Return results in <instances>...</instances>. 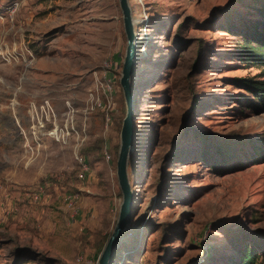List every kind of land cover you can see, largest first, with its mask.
Returning <instances> with one entry per match:
<instances>
[{
  "label": "rangeland",
  "instance_id": "obj_1",
  "mask_svg": "<svg viewBox=\"0 0 264 264\" xmlns=\"http://www.w3.org/2000/svg\"><path fill=\"white\" fill-rule=\"evenodd\" d=\"M13 1L0 0V203L11 208L0 218V264H97L121 203L119 79L108 133L98 110L82 132V109L103 61L118 56L122 66L119 3L26 0L11 20ZM129 4L135 20L148 19L136 27L133 220L110 264H233L245 246L264 260V111L236 80L264 79V63L247 67L237 53L261 0ZM46 102L62 123L69 104L77 111L90 176L78 177L73 139L63 146L49 124L32 128L33 106L40 115ZM40 186L32 203L27 193ZM65 192L78 196L75 210Z\"/></svg>",
  "mask_w": 264,
  "mask_h": 264
},
{
  "label": "built area",
  "instance_id": "obj_2",
  "mask_svg": "<svg viewBox=\"0 0 264 264\" xmlns=\"http://www.w3.org/2000/svg\"><path fill=\"white\" fill-rule=\"evenodd\" d=\"M26 0H14L10 6V15L14 14L21 4ZM1 18V16H0ZM147 16H142L139 19H136L134 22V30L137 37H141V31L138 30L136 27L138 25L145 26L147 21ZM146 28V27H145ZM145 32V31H144ZM143 33V32H142ZM2 49V48H1ZM0 54L5 56L7 53L2 49L0 50ZM120 65L116 60L112 59H105L102 63V69L99 72L93 73V85L89 89V93L87 95L86 104L82 109L83 115V128L82 132H85L86 121L87 118L92 115L96 110L101 111L103 113L104 119V132H109L112 128L114 122V97L116 94V87H119L116 82L120 78ZM120 85V84H119ZM46 105V106H45ZM70 108L69 110L65 111L62 114L63 123L59 120L57 121L56 114L54 110L49 106L46 102L41 108L42 112L39 115L38 110L35 109L33 114V124L36 122L32 128H46V125L49 124L50 128L47 130V135L50 136L55 142L61 145H69L72 142V147L74 151L75 159L78 163L79 167V178H85L87 174L91 171V166L86 158V156L82 153L83 141L84 137L82 136L81 130L75 127V119L77 111L68 105ZM80 131V132H79ZM35 134V132H33ZM41 138L38 135L35 138L34 145L30 147V149L34 150L37 147L41 146ZM104 160L106 162H110L113 160V155L109 153L108 149L105 147L103 150ZM44 190L43 187L40 186L30 192L27 193V197L29 201L32 203H36L40 200L41 195L43 194ZM62 201L65 206L69 210H75L77 206L78 196L72 192H65L62 195ZM11 210L9 204L0 203V218L9 214ZM2 211V212H1Z\"/></svg>",
  "mask_w": 264,
  "mask_h": 264
},
{
  "label": "water",
  "instance_id": "obj_3",
  "mask_svg": "<svg viewBox=\"0 0 264 264\" xmlns=\"http://www.w3.org/2000/svg\"><path fill=\"white\" fill-rule=\"evenodd\" d=\"M122 14L126 49L120 71L119 84L123 92L126 112L120 130V144L116 159V178L121 192V203L113 230L97 258V264H110L116 251L120 248L125 231L133 220V191L128 175V164L133 151L134 136V88L133 77L138 55L137 35L129 0H118Z\"/></svg>",
  "mask_w": 264,
  "mask_h": 264
},
{
  "label": "trees",
  "instance_id": "obj_4",
  "mask_svg": "<svg viewBox=\"0 0 264 264\" xmlns=\"http://www.w3.org/2000/svg\"><path fill=\"white\" fill-rule=\"evenodd\" d=\"M261 4L263 6L260 9L261 20L253 22L251 26H248V28L244 31V33L242 32L241 44L237 52L238 57H240V59L243 62L248 63L247 67H249V65L262 66L263 64L261 63H264V19H263L264 18V0H261ZM115 60L118 63H120L118 56L117 58H115ZM120 67L122 66L120 65ZM134 78H135V75H134ZM236 80L241 85L246 87L248 90L252 91L253 96L257 99V102L254 100L252 103L255 109L264 111V79L254 80L252 78H238ZM133 88L135 90L134 81H133ZM94 148L95 147L93 146L88 147L87 152ZM82 153L86 156V153L83 150V147H82ZM117 154H118V151H117ZM109 236L110 235H107L104 238V242L101 245V248L98 251L97 256L100 254L102 247L107 241ZM121 247L122 246H120V249ZM207 257L210 258L209 256ZM211 259L212 258H210V261ZM233 264H264V260L263 258L258 256V254L253 249H249L247 246H245L243 250H241L239 257L234 261Z\"/></svg>",
  "mask_w": 264,
  "mask_h": 264
},
{
  "label": "crops",
  "instance_id": "obj_5",
  "mask_svg": "<svg viewBox=\"0 0 264 264\" xmlns=\"http://www.w3.org/2000/svg\"><path fill=\"white\" fill-rule=\"evenodd\" d=\"M14 15H15V13L10 15L11 20L13 19V16H14ZM97 169H98L99 172H96V173H102V172H104V170H105L104 163L101 164L99 167H97ZM99 169H100V170H99ZM91 173H92V170L87 174V176H90Z\"/></svg>",
  "mask_w": 264,
  "mask_h": 264
},
{
  "label": "bare ground",
  "instance_id": "obj_6",
  "mask_svg": "<svg viewBox=\"0 0 264 264\" xmlns=\"http://www.w3.org/2000/svg\"><path fill=\"white\" fill-rule=\"evenodd\" d=\"M133 19H134V22H135V18H134V16H133ZM135 31H136V30H135ZM140 40H141V39L137 37V41H140ZM33 108L36 109L35 106H33ZM32 111H33V109H32Z\"/></svg>",
  "mask_w": 264,
  "mask_h": 264
}]
</instances>
